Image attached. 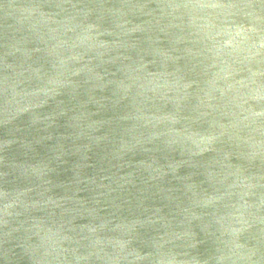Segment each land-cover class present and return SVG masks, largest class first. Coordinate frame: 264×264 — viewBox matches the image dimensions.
<instances>
[{"label":"water","instance_id":"obj_1","mask_svg":"<svg viewBox=\"0 0 264 264\" xmlns=\"http://www.w3.org/2000/svg\"><path fill=\"white\" fill-rule=\"evenodd\" d=\"M0 264H264V0H0Z\"/></svg>","mask_w":264,"mask_h":264}]
</instances>
